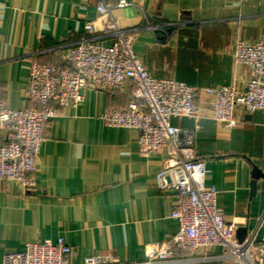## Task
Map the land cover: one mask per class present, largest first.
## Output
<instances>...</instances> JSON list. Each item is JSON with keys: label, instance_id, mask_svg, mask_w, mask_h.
<instances>
[{"label": "crops", "instance_id": "0c3cea01", "mask_svg": "<svg viewBox=\"0 0 264 264\" xmlns=\"http://www.w3.org/2000/svg\"><path fill=\"white\" fill-rule=\"evenodd\" d=\"M118 1L104 0L112 18L133 33V54L156 79L204 90L241 86L249 72L235 63L237 42L264 44V0H126L124 8ZM87 21L95 22L98 42L115 41L102 31L95 0H0V100L7 108L31 107L24 96L31 64L60 65L66 48L87 36ZM80 94L77 108L48 104L55 116L44 131L36 170L26 176L34 187L0 183V264L26 244L58 238L72 250L70 264L98 255L137 264L147 246L168 242L178 230L170 216L176 195L156 186L164 156H141L136 130L107 127L101 119L108 108L127 106L130 86ZM196 106V121L171 122L189 130L198 125L195 155L205 162L204 183L216 188L224 220L246 236L255 230L264 242V110L239 115V124L225 129L211 118L210 95L202 93ZM172 252L173 261L191 258L175 247ZM219 253L214 247L192 257Z\"/></svg>", "mask_w": 264, "mask_h": 264}, {"label": "built area", "instance_id": "2783aa9c", "mask_svg": "<svg viewBox=\"0 0 264 264\" xmlns=\"http://www.w3.org/2000/svg\"><path fill=\"white\" fill-rule=\"evenodd\" d=\"M102 31L115 37L106 45L96 40L95 22L87 21V36L64 51L60 65L32 63L24 96L30 108L14 110L0 100V183L15 182L32 189L27 179L36 170L44 131L55 112L48 106L77 108L80 91L91 89L115 92L130 86L129 102L124 108H108L101 119L105 126L133 129L138 132L137 147L141 156L163 155V167L156 173V186L173 192L177 203L170 214L178 230L168 242L146 247L145 260L137 264H170L184 261H209L215 264H264V242L253 230L242 241L236 226L227 222L216 204L217 190L206 186L205 162L195 155L196 124L183 129L172 124L175 118L197 120L196 100L202 93L213 98L211 118L225 129L235 128L239 115L264 110V44L239 41L235 63L248 69L241 86L200 89L175 80L152 77L133 54L132 32L123 30L112 18L104 0H95ZM119 0L117 7L129 6ZM172 247L191 256L173 261ZM220 253L193 258L197 252ZM72 250L63 238L54 244L29 243L20 252L6 253L2 264H70ZM84 264H122L116 256H90Z\"/></svg>", "mask_w": 264, "mask_h": 264}, {"label": "water", "instance_id": "95a60500", "mask_svg": "<svg viewBox=\"0 0 264 264\" xmlns=\"http://www.w3.org/2000/svg\"><path fill=\"white\" fill-rule=\"evenodd\" d=\"M260 175L261 174L259 173V171L257 169H254L253 178L257 179ZM254 188H255V182L252 183V190L253 191H254ZM236 235H237L239 241H242L246 236V230H242V229L237 230Z\"/></svg>", "mask_w": 264, "mask_h": 264}]
</instances>
